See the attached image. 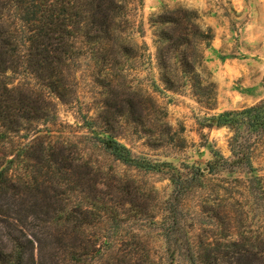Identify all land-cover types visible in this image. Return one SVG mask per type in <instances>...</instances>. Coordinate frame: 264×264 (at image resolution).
Instances as JSON below:
<instances>
[{"label": "rangeland", "instance_id": "rangeland-1", "mask_svg": "<svg viewBox=\"0 0 264 264\" xmlns=\"http://www.w3.org/2000/svg\"><path fill=\"white\" fill-rule=\"evenodd\" d=\"M114 1L75 28L59 71L16 60L0 74V168L13 178L0 247L15 237L24 264H264V143L252 155L262 191L247 168L206 169L214 151L232 157L230 130L210 119L264 97V0ZM17 87L47 98L43 119L18 114ZM105 139L155 169L118 160ZM192 165L204 184L177 202L171 175ZM71 211L81 224L65 222Z\"/></svg>", "mask_w": 264, "mask_h": 264}, {"label": "trees", "instance_id": "trees-1", "mask_svg": "<svg viewBox=\"0 0 264 264\" xmlns=\"http://www.w3.org/2000/svg\"><path fill=\"white\" fill-rule=\"evenodd\" d=\"M106 0H0V74L6 72L13 66L14 61H18L19 66L26 65L30 71L36 74H42L44 71L55 73L59 71V67L65 56H69V49L66 47L68 39L73 36L75 28L82 26L87 17L95 11L103 9ZM111 7H114V0H107ZM197 18V14L194 13ZM12 18L15 25L19 26L21 33L22 45L26 48L25 51L19 52L18 44L13 46L12 24H8V20ZM95 24L94 19L91 20ZM177 24L179 19L174 18L168 21ZM196 34H201L199 28L194 23ZM106 28L110 26L104 25ZM9 27V28H8ZM12 30V31H11ZM108 30V29H107ZM203 35V33H202ZM205 37V35H204ZM20 45V44H19ZM70 46V45H69ZM16 51V52H15ZM10 53H14V58L9 57ZM8 54V55H7ZM17 58V59H16ZM159 62L162 69L168 67V62L164 57L159 56ZM181 65L185 73L193 72V66L187 59H183ZM47 79V86H53L52 79ZM164 80L167 84L171 83L170 78L164 75ZM31 90V89H30ZM27 92L20 88H15L18 93V114L25 117V112L31 114V120L43 119L44 106L47 98L42 96V99H34L36 93L34 91ZM57 89H55L54 92ZM40 101V104H39ZM31 103H36L30 106ZM5 105V104H4ZM208 127L216 126L217 128H228L231 132L229 139V147L232 154L231 158H226L219 151H214V159L206 164L208 174L214 175L218 172L231 168H247L251 173L248 179L250 188H258L263 190V177L257 173V168L253 163V151L260 143H264V97L257 103L246 106L237 110H228L213 116ZM104 145L118 159L128 165L145 167L146 170H153V165H140L132 151L125 145L121 144L116 139H105ZM192 165L195 169L191 176H185L182 173L172 174L171 181L175 187V201L183 199L184 195L195 186H203V178L205 176L204 168ZM6 169L0 168V190L8 191L12 188L13 178L8 174ZM252 185V186H251ZM80 214L85 216L82 219L87 221L90 218L91 211L88 209H79ZM77 212V211H76ZM75 212V213H76ZM72 211L68 217H65L66 223H79L82 221ZM9 219H15L9 216ZM26 241L29 244L35 243L38 240L28 238ZM9 247H0V264H24L27 253L26 245L20 244L15 237L10 240ZM28 248V247H27ZM74 253H77L79 247H71Z\"/></svg>", "mask_w": 264, "mask_h": 264}]
</instances>
